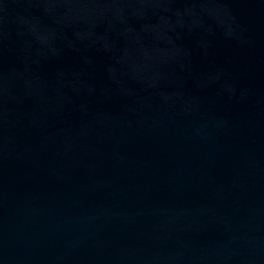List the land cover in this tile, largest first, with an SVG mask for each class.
<instances>
[{"label": "water", "instance_id": "obj_1", "mask_svg": "<svg viewBox=\"0 0 264 264\" xmlns=\"http://www.w3.org/2000/svg\"><path fill=\"white\" fill-rule=\"evenodd\" d=\"M0 264H264V0H0Z\"/></svg>", "mask_w": 264, "mask_h": 264}]
</instances>
